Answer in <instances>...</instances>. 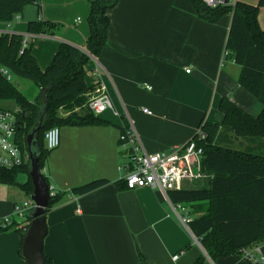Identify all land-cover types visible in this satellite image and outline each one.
I'll use <instances>...</instances> for the list:
<instances>
[{"label": "crops", "instance_id": "crops-1", "mask_svg": "<svg viewBox=\"0 0 264 264\" xmlns=\"http://www.w3.org/2000/svg\"><path fill=\"white\" fill-rule=\"evenodd\" d=\"M90 1L40 0L39 6L24 7L6 32L33 43L32 54L44 71L61 43L85 51ZM237 1L254 5L258 0ZM108 18L106 44L84 66V81L93 89L102 81L118 115L106 110L98 116L104 125L59 127L60 144L42 171L49 187L61 194L45 214L43 254L52 264H142L141 257L147 264H193L200 257L201 264H251L233 255L206 256L158 189H124L129 158L119 143L131 123L147 153L184 144L201 124L221 123L222 98L252 116L261 112V103L238 83L240 68L224 58L231 15L209 23L189 0H119ZM32 21L60 27L53 35H28ZM258 22L264 32V7ZM21 93L29 102L38 96ZM0 108L18 107L2 101ZM99 179L108 184L85 195L71 193ZM30 196L18 186L0 185V219L13 216L17 202ZM252 249L264 259V242ZM20 251L19 232L0 229V264H25Z\"/></svg>", "mask_w": 264, "mask_h": 264}, {"label": "trees", "instance_id": "trees-1", "mask_svg": "<svg viewBox=\"0 0 264 264\" xmlns=\"http://www.w3.org/2000/svg\"><path fill=\"white\" fill-rule=\"evenodd\" d=\"M40 0H0V25L12 23L21 15L24 7L32 4L39 6ZM119 0H92L87 16L88 36L85 51L67 43H61L48 67L39 69L32 54L33 43L22 35L9 32L0 33V69H5L12 77L30 80L38 89L33 102L27 101L18 86L0 72V102L13 101L20 109L18 122L23 127L16 130V140L23 153L28 154L26 136L37 121L39 109L46 112L43 127L38 133L39 170L42 173L51 150H47L44 134L53 127L104 125L86 107V94L93 88L86 86L84 66L90 58L97 59L107 41L109 18L108 11ZM197 15L205 22L214 23L225 14L231 19L224 44V58L232 59L240 68L238 83L261 105V112L252 116L242 108L222 98L218 111L222 115L219 125L203 123L199 126L206 134L203 141H197L202 148L203 167L212 174L197 187L168 192L173 205L187 207L191 221L187 228L200 244L205 255L211 260L219 257H242V250H249L264 242V32L258 22L260 8L264 0L256 4L237 1L234 6L207 7L201 0H189ZM60 25L49 21L27 23L28 35H53ZM43 90L45 92H43ZM1 110H9L0 108ZM78 109V112L75 110ZM64 110L65 117L59 115ZM241 136L248 144L243 153L230 152L223 148L231 143V136ZM196 135L193 136L195 138ZM27 174V181L19 184L16 176ZM45 182L47 177L42 173ZM124 183V181H123ZM18 186L32 194L33 186L29 176V159L18 168H0V185ZM108 184L99 179L75 187L74 195H85ZM49 186V184H48ZM125 189V183H124ZM61 194L51 197L52 203L46 212L60 201ZM204 203L203 211L196 204ZM8 231L12 227L0 228ZM22 236V230H17ZM22 244V237H21ZM43 264H52L44 254ZM203 257L193 264H201ZM141 263L147 264L141 257Z\"/></svg>", "mask_w": 264, "mask_h": 264}, {"label": "built area", "instance_id": "built-area-1", "mask_svg": "<svg viewBox=\"0 0 264 264\" xmlns=\"http://www.w3.org/2000/svg\"><path fill=\"white\" fill-rule=\"evenodd\" d=\"M201 1L209 8L223 5L234 6L237 2V0ZM18 19L19 16H16L14 21ZM11 24L5 23L2 26L7 29ZM4 32L6 31L0 30V33ZM26 47L27 41L25 38L20 52ZM0 72L7 79L12 78L7 70L2 68ZM86 97V107L95 116H99L106 110H113L114 114L118 115L102 81L91 92H88ZM141 111L148 115L151 114V111L147 108H142ZM20 113L19 108L14 110L0 109V168H18L29 159L28 154L21 151L16 140L18 115ZM195 135V138L192 137L184 144L173 145L161 152L147 153L133 125L131 123L127 124L119 136L120 146L128 151L129 158L126 166L128 172L124 177L125 188L128 190L145 187L158 189L167 197L170 191H180L211 179L212 174L206 171L202 164L203 150L197 145V141H203L206 134L201 131V128H198ZM44 143L47 150L56 149L60 144V129L53 127L47 130L44 134ZM56 193L53 187H49L50 197ZM33 207L34 202L30 198L28 202L21 206L16 205L13 209V216L0 219V228L12 227L15 230L26 231L29 224L26 214ZM173 209L178 215L182 226L187 228V224L192 219L187 207L177 204L173 206ZM258 251V249L242 250V257L251 264H264V259L257 255ZM173 258L176 259L177 256Z\"/></svg>", "mask_w": 264, "mask_h": 264}, {"label": "water", "instance_id": "water-1", "mask_svg": "<svg viewBox=\"0 0 264 264\" xmlns=\"http://www.w3.org/2000/svg\"><path fill=\"white\" fill-rule=\"evenodd\" d=\"M43 92H45L43 90ZM47 101L44 108L39 109L37 121L26 136V146L29 157V176L33 190L30 199L34 202V207L27 212L26 218L29 220L28 228L22 234L21 257L25 264H43V241L47 233L45 214L52 200L49 195V186L45 182L39 170L38 160L40 148L37 142L38 133L43 127V117L46 112ZM18 129L22 128L21 122L17 123Z\"/></svg>", "mask_w": 264, "mask_h": 264}, {"label": "rangeland", "instance_id": "rangeland-1", "mask_svg": "<svg viewBox=\"0 0 264 264\" xmlns=\"http://www.w3.org/2000/svg\"><path fill=\"white\" fill-rule=\"evenodd\" d=\"M0 30H5L7 31V29H5L4 26L0 25ZM12 81L18 86V88L23 92L25 93V91H35L36 93L33 94V97L37 96L38 94V90L37 88L28 80H25L23 78H16V77H12ZM30 89V90H28ZM27 93H30V92H27ZM0 104H2V102H0ZM76 112H78V109L75 110ZM66 113L64 110H60L59 111V115L62 116V117H65V114ZM231 143L230 144H226L223 146V148L221 149H224V150H227V151H230V152H235V153H243L244 152V149L246 148V144H248V142L241 136H231ZM27 179V174L26 173H19L17 174L16 176V181L18 183H24ZM197 185H200V184H197ZM192 187H197L196 185L195 186H192ZM28 198L25 199V200H19L17 202V206H21L22 204H24L25 202H28ZM195 207H197L198 211H203L205 205L204 203H199V204H196Z\"/></svg>", "mask_w": 264, "mask_h": 264}]
</instances>
